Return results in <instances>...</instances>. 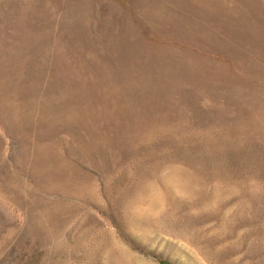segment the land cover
<instances>
[{"label":"rangeland","instance_id":"374dc122","mask_svg":"<svg viewBox=\"0 0 264 264\" xmlns=\"http://www.w3.org/2000/svg\"><path fill=\"white\" fill-rule=\"evenodd\" d=\"M0 264H264V0H0Z\"/></svg>","mask_w":264,"mask_h":264}]
</instances>
